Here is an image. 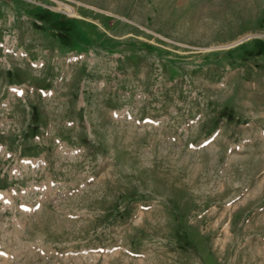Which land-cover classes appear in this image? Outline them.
Returning a JSON list of instances; mask_svg holds the SVG:
<instances>
[{
    "label": "rangeland",
    "instance_id": "rangeland-1",
    "mask_svg": "<svg viewBox=\"0 0 264 264\" xmlns=\"http://www.w3.org/2000/svg\"><path fill=\"white\" fill-rule=\"evenodd\" d=\"M0 193V264H264V0H0Z\"/></svg>",
    "mask_w": 264,
    "mask_h": 264
},
{
    "label": "trees",
    "instance_id": "trees-1",
    "mask_svg": "<svg viewBox=\"0 0 264 264\" xmlns=\"http://www.w3.org/2000/svg\"><path fill=\"white\" fill-rule=\"evenodd\" d=\"M58 37V36H57ZM85 37V36H83ZM65 38H68L67 40L66 39H62L64 41H62L64 44L66 45H69V48L68 47H64V48H68V49H80L84 43H82V40H79L77 38H74L73 36L70 38V36L68 35L67 37ZM66 41V42H65ZM85 46V45H83Z\"/></svg>",
    "mask_w": 264,
    "mask_h": 264
},
{
    "label": "bare ground",
    "instance_id": "bare-ground-1",
    "mask_svg": "<svg viewBox=\"0 0 264 264\" xmlns=\"http://www.w3.org/2000/svg\"><path fill=\"white\" fill-rule=\"evenodd\" d=\"M6 45H9V40H7V42L5 43ZM5 46V45H4ZM5 50L6 51H12V49L11 48H8V46H5ZM9 53V52H8ZM10 90L12 91V92H14V91H16L17 93L19 92V88L17 87V86H12L11 88H10Z\"/></svg>",
    "mask_w": 264,
    "mask_h": 264
}]
</instances>
